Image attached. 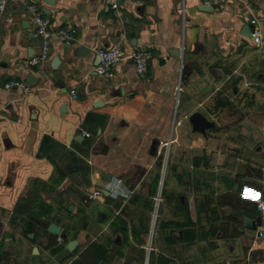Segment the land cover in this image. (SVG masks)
<instances>
[{
	"label": "crops",
	"instance_id": "1",
	"mask_svg": "<svg viewBox=\"0 0 264 264\" xmlns=\"http://www.w3.org/2000/svg\"><path fill=\"white\" fill-rule=\"evenodd\" d=\"M29 4L52 29H75L71 46L53 39L36 64ZM210 6L8 0L0 12V264H144V207L154 196L161 202L147 264L149 257L152 264L264 262L256 236L264 221L239 195L249 184L264 196V53L248 28L251 15L264 18V0ZM117 40L127 52H149L142 75L129 59L110 79L95 72L97 48ZM10 80L30 89L5 88ZM194 111L213 122L205 134L192 130ZM94 188L102 194L87 200L83 191ZM93 224L114 236L98 244L82 238ZM70 240L77 241L71 250Z\"/></svg>",
	"mask_w": 264,
	"mask_h": 264
},
{
	"label": "built area",
	"instance_id": "2",
	"mask_svg": "<svg viewBox=\"0 0 264 264\" xmlns=\"http://www.w3.org/2000/svg\"><path fill=\"white\" fill-rule=\"evenodd\" d=\"M222 1L223 0H204V4L214 6L219 5ZM7 2L8 0H0V12L4 11ZM112 6L116 8L117 4L113 3ZM27 13L31 16L34 22V29L31 32V37L39 42L38 54L31 60L32 64L44 61L49 57L51 42L53 39H57L65 46L72 45L75 35L74 28L63 26L56 30L52 29L49 18L33 4L27 5ZM248 22L253 25V30L250 35L253 45L256 46L259 52L264 53V29L262 26L264 18L251 15ZM96 53L99 57V62L95 67V72L106 79L112 78L115 73V68L126 59H129L133 63L137 74L142 75L146 70L147 59L149 57V52L145 48L127 52L121 40H117L108 46L98 47ZM4 87L20 88L23 92H27L30 89L29 85L19 80H10L4 84ZM178 92L179 88L177 90V93ZM70 94L75 96L74 90H70ZM82 135L87 137L89 134L84 132ZM121 182L120 179H117L115 186L111 188L112 193L116 194ZM246 189L258 193L259 199L253 200L245 198ZM83 194L88 199H94L102 194V189H86L83 191ZM239 195L243 200L256 204L264 221V207H262V205H264V196L262 190L249 184H243L240 187ZM158 197L160 196L154 198L157 203L160 200ZM256 236L257 238L264 240V223L257 229ZM260 264H264V262Z\"/></svg>",
	"mask_w": 264,
	"mask_h": 264
},
{
	"label": "rangeland",
	"instance_id": "3",
	"mask_svg": "<svg viewBox=\"0 0 264 264\" xmlns=\"http://www.w3.org/2000/svg\"><path fill=\"white\" fill-rule=\"evenodd\" d=\"M164 154H163V158H164ZM164 173H165V170L163 171V179L165 178V176H164ZM162 186V185H161ZM155 197H157V196H154V197H152L151 198V200L149 199V202L146 204V208L144 207V211H146L145 212V214H146V219H143L144 220V224H145V226L147 227V234L144 236V240H142L141 241V244H143V248H144V250H145V252H146V254H145V256L143 255L142 256V261L144 262V264H147V261H148V256H147V253H148V251H149V247H150V233H149V231L150 230H154L155 228H156V225H157V223H158V221H159V216H158V211H157V208H158V206H159V203L161 202V198L160 197H158L160 200L158 201V203L155 201ZM87 200H89L88 198H87ZM146 200V202H147V199H145ZM64 217V219H63V224H65V225H67L68 227L69 226H71V224H73V220H72V217H70V216H63ZM70 218V219H69ZM126 218V217H125ZM127 220H128V224L130 225V223L132 222V221H136V219H130V218H126ZM143 222V221H142ZM119 224H120V222H118ZM117 223V224H118ZM94 225V226H93ZM92 226H90L88 229H87V231H86V234H85V232H81L80 231V236L82 237V238H86L88 241L90 240V239H92L93 237H94V239H93V241L95 242V244H98V242L100 243L102 240L104 241L105 239V237L108 235V234H111V236H114V232H111V231H108V229L106 228L104 231L102 230V226L100 225V226H95V224H93ZM103 231V232H102ZM76 232V231H75ZM74 233V232H73ZM121 238H124L123 239V242H127L128 243V241H127V236L126 235H122V237ZM122 241V240H121ZM133 241H135V242H138V240H134L133 239ZM133 254H135V252H132ZM128 254H129V258L132 256V254H131V252H128ZM134 256V255H133ZM132 256V257H133ZM117 260V259H116ZM137 260V259H136Z\"/></svg>",
	"mask_w": 264,
	"mask_h": 264
},
{
	"label": "water",
	"instance_id": "4",
	"mask_svg": "<svg viewBox=\"0 0 264 264\" xmlns=\"http://www.w3.org/2000/svg\"><path fill=\"white\" fill-rule=\"evenodd\" d=\"M44 2L48 3V4H53L54 0H44ZM210 8L212 9V6H210ZM44 13L48 14L47 11L43 10ZM248 28H249V31L250 33L252 32L253 30V25L251 23L248 24ZM81 51H87V48L85 46H81L79 49H78V52L81 53ZM54 61H56V58L54 59ZM53 68H55L53 66ZM55 76L57 79L60 80V72L56 71L55 72ZM31 76H29V78L27 79V82H31ZM189 121L192 125V130L193 131H198V132H201L203 134H205V130L209 127H211L213 125V122L207 120V118L202 114L200 113L199 111H194L192 112L190 115H189ZM158 141L157 140H154L152 142V146L155 148L157 145H158ZM98 216H100V214H98ZM47 230L55 235H58L60 238H65L66 234L63 230H61V228L56 225L55 223H50L47 227ZM77 241L76 240H70L68 243H67V248L68 249H73V247L76 245Z\"/></svg>",
	"mask_w": 264,
	"mask_h": 264
},
{
	"label": "trees",
	"instance_id": "5",
	"mask_svg": "<svg viewBox=\"0 0 264 264\" xmlns=\"http://www.w3.org/2000/svg\"><path fill=\"white\" fill-rule=\"evenodd\" d=\"M98 146H99V150L98 151H103L104 152V150H105V147L103 146L102 147V145H101V143L99 142V144H98ZM97 149H98V147H97ZM154 193H155V186H152V188H151V190H150V195H154ZM85 197V196H84ZM86 198V197H85ZM47 222L46 223H44V226L45 227H47ZM149 264H152V258L151 257H149Z\"/></svg>",
	"mask_w": 264,
	"mask_h": 264
},
{
	"label": "snow or ice",
	"instance_id": "6",
	"mask_svg": "<svg viewBox=\"0 0 264 264\" xmlns=\"http://www.w3.org/2000/svg\"><path fill=\"white\" fill-rule=\"evenodd\" d=\"M245 198H250V199H259V194L252 192L249 189L245 190Z\"/></svg>",
	"mask_w": 264,
	"mask_h": 264
},
{
	"label": "clouds",
	"instance_id": "7",
	"mask_svg": "<svg viewBox=\"0 0 264 264\" xmlns=\"http://www.w3.org/2000/svg\"><path fill=\"white\" fill-rule=\"evenodd\" d=\"M253 200H256V199H253ZM262 207H264V205H262Z\"/></svg>",
	"mask_w": 264,
	"mask_h": 264
}]
</instances>
